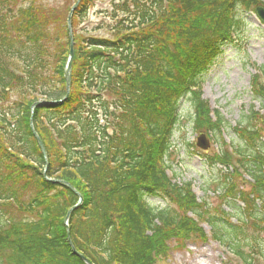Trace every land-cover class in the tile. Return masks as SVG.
<instances>
[{
    "label": "trees",
    "instance_id": "obj_1",
    "mask_svg": "<svg viewBox=\"0 0 264 264\" xmlns=\"http://www.w3.org/2000/svg\"><path fill=\"white\" fill-rule=\"evenodd\" d=\"M97 1L81 0L69 31L71 0H0V264H85L68 235L92 264H157L194 239L264 264V138L253 124L264 114L234 129L235 157L226 148L211 160L232 169L220 197L233 214L210 215L192 183L166 172L187 95L196 129L221 132L195 79L264 0H109L108 23L84 32ZM252 92L264 102L257 75ZM60 181L82 197L68 226L80 198Z\"/></svg>",
    "mask_w": 264,
    "mask_h": 264
},
{
    "label": "rangeland",
    "instance_id": "obj_2",
    "mask_svg": "<svg viewBox=\"0 0 264 264\" xmlns=\"http://www.w3.org/2000/svg\"><path fill=\"white\" fill-rule=\"evenodd\" d=\"M75 0H71L72 3ZM109 0H98L89 9L86 17L81 21L80 29L84 32L108 23L105 19ZM242 13V12H241ZM240 30L232 37L233 40L221 47V53L206 71L199 74L195 83L201 87V98L207 103L212 112L217 111V119L222 120L221 132L196 129L194 108L187 95L180 103L179 120L172 136V145L167 157V176L177 183H192L193 192L199 201L208 203V213L212 216L220 215L218 210L233 214L234 211L222 202L221 189L225 182L220 166H212V157L218 152L229 149L234 157L238 154L239 140L234 129L240 125H247L245 117L253 111L264 114V102L257 99L252 92V78L257 75L264 83V26L258 20L254 10L242 14ZM72 62V60H71ZM215 114H211V116ZM212 116V117H213ZM264 138V122H253ZM253 125V127H254ZM200 134L210 140V149L203 151L196 147ZM264 143V141H262ZM233 167L235 164L232 165ZM229 169V168H228ZM245 183L248 188L250 180L247 176L235 178ZM154 207H164L163 202L149 199ZM240 207L241 203H237ZM231 209V210H230ZM68 214V213H67ZM67 216V215H66ZM66 218V217H65ZM70 218V216H69ZM69 218L65 220L66 226ZM206 234L210 233V226L204 224ZM260 243L264 248V236ZM171 250L166 258L157 264H236L224 249L211 239L202 241L194 239L182 246L170 244ZM264 250V249H263ZM204 256H200L201 254ZM239 264V263H238Z\"/></svg>",
    "mask_w": 264,
    "mask_h": 264
},
{
    "label": "water",
    "instance_id": "obj_3",
    "mask_svg": "<svg viewBox=\"0 0 264 264\" xmlns=\"http://www.w3.org/2000/svg\"><path fill=\"white\" fill-rule=\"evenodd\" d=\"M80 3V0H77L76 3L74 4V6L71 8L70 10V14L68 16V19H67V24H68V28H69V31L71 29V16H72V12L74 11V9L79 5ZM255 14L257 15V17L259 18V20L263 21L264 22V6L262 4H259L256 8H255ZM73 48L70 49V52L68 54V61L66 62V65H65V71H64V78L66 80V89H67V93H66V97L69 93V85H70V82H71V78H70V75H71V71H72V67H71V60L73 58ZM65 97V98H66ZM39 104V102L35 103V105H33V107L31 108V110H33L35 108V106H37ZM30 124H31V130H32V134H34L37 142H38V145L40 146L41 148V152L43 153V155H45L46 157V154H45V148H44V145H42L39 137H38V134L35 133L34 129H33V123L32 121H30ZM196 146L198 148H202L204 150H207L209 149V141L208 139L204 136V135H200V137H198V140H197V144ZM57 182V181H55ZM61 182V181H60ZM58 182V183H60ZM63 183L65 186H67L71 191H73L79 198V203L75 206H73V208L68 212L65 220H67L70 216V214L73 212L74 209H76V207L80 206L81 203H82V197L79 196V194L76 192L75 188L74 187H71L69 184L65 183V182H61ZM66 230L68 231L69 233V230L68 228H66ZM67 241H69V244L72 248V251L74 252V254H76L85 264H92L91 262H89L87 259H85L80 253L76 252L75 249L73 248L72 246V242L70 241L69 239V235H68V239Z\"/></svg>",
    "mask_w": 264,
    "mask_h": 264
},
{
    "label": "bare ground",
    "instance_id": "obj_4",
    "mask_svg": "<svg viewBox=\"0 0 264 264\" xmlns=\"http://www.w3.org/2000/svg\"><path fill=\"white\" fill-rule=\"evenodd\" d=\"M200 254H201V253H200ZM200 256H204V255H202V254H201ZM194 264H198V263H197V262H195Z\"/></svg>",
    "mask_w": 264,
    "mask_h": 264
}]
</instances>
